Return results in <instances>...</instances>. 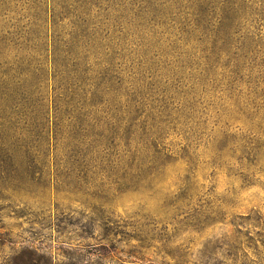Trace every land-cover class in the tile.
I'll list each match as a JSON object with an SVG mask.
<instances>
[{"label": "rangeland", "instance_id": "374dc122", "mask_svg": "<svg viewBox=\"0 0 264 264\" xmlns=\"http://www.w3.org/2000/svg\"><path fill=\"white\" fill-rule=\"evenodd\" d=\"M0 264H264V0H0Z\"/></svg>", "mask_w": 264, "mask_h": 264}, {"label": "trees", "instance_id": "16d2710c", "mask_svg": "<svg viewBox=\"0 0 264 264\" xmlns=\"http://www.w3.org/2000/svg\"><path fill=\"white\" fill-rule=\"evenodd\" d=\"M41 106V105H40ZM40 108V111H42V108H44V107H39ZM45 113V115H46V112H44Z\"/></svg>", "mask_w": 264, "mask_h": 264}]
</instances>
